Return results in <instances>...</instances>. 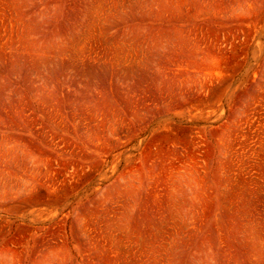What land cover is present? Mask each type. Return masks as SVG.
<instances>
[{
	"label": "rangeland",
	"instance_id": "rangeland-1",
	"mask_svg": "<svg viewBox=\"0 0 264 264\" xmlns=\"http://www.w3.org/2000/svg\"><path fill=\"white\" fill-rule=\"evenodd\" d=\"M0 264H264V0H0Z\"/></svg>",
	"mask_w": 264,
	"mask_h": 264
}]
</instances>
